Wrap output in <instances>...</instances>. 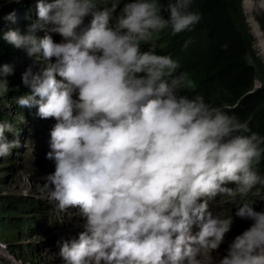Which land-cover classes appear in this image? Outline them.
Here are the masks:
<instances>
[{"label":"rangeland","instance_id":"obj_1","mask_svg":"<svg viewBox=\"0 0 264 264\" xmlns=\"http://www.w3.org/2000/svg\"><path fill=\"white\" fill-rule=\"evenodd\" d=\"M117 1L115 25L97 33L95 50L79 59L66 45L69 27L77 17L100 16L107 0H0V243L14 255L0 253V264L95 263L54 247L63 238L60 222L91 219H81L87 178L75 172L34 177L20 167L24 143L45 117L39 103H48L51 93L83 97L108 124L130 126L127 144L104 170L128 162L146 166L164 155L177 159L175 165L196 162L201 168L215 160L209 175L218 172L225 180L231 173L239 180L219 204L229 208L243 199L250 206L248 200H255L264 210V57L250 21L264 34V1L257 0L250 13L244 0H236V13L228 8L245 50L233 72L205 65L209 57L189 70L188 46L177 44L181 37L168 44L177 32L158 25L179 0ZM220 18V27L213 18L209 28L215 25L228 46L231 34L225 35L226 19ZM70 75L72 92L66 86ZM223 96L232 100L211 104ZM223 121L234 123L219 131ZM248 205L242 204L244 210ZM238 227L232 250L213 264L240 261L249 248L247 237L264 233V216L243 219Z\"/></svg>","mask_w":264,"mask_h":264},{"label":"trees","instance_id":"obj_2","mask_svg":"<svg viewBox=\"0 0 264 264\" xmlns=\"http://www.w3.org/2000/svg\"><path fill=\"white\" fill-rule=\"evenodd\" d=\"M237 5L236 0H179L166 8V12L169 13L170 18L167 21H160L161 25L158 26H161L162 29L177 32L170 39L168 38V44H173L171 39L181 37V40L177 44L183 47L185 45L188 46L189 53L185 57L189 61L187 63L189 70L198 68L195 65L205 61V59L207 60L208 57L210 59L208 58L209 61L205 65H210V67L223 66L230 70L231 68L236 69L243 64L245 50L242 49L243 45L237 39V29L234 27L228 8L231 7L236 13ZM182 11H184L183 15H181ZM162 12L164 13L165 10L163 9ZM220 16L226 19L227 26L225 24L222 26V30L224 28L226 30L225 35L228 37L231 34L228 38L230 42L228 46L224 44L225 42H223L221 34L217 30L213 31L215 25L211 29L209 28L211 22L214 23L212 21L213 18L217 20L216 25L218 27L221 26ZM231 71L233 72V70ZM225 86L226 88H230V81ZM231 100L230 97L223 96L220 100L217 99V101L211 104H228ZM233 123L223 121L221 125H217V129L220 131L228 125L231 126Z\"/></svg>","mask_w":264,"mask_h":264},{"label":"bare ground","instance_id":"obj_3","mask_svg":"<svg viewBox=\"0 0 264 264\" xmlns=\"http://www.w3.org/2000/svg\"><path fill=\"white\" fill-rule=\"evenodd\" d=\"M257 0H244V7L246 9V11H248L249 13L252 11L253 9V6L254 4L256 3ZM261 1H264V0H261ZM250 21H251V25H252V28L254 30V33L257 35V38H258V47L260 48L261 52H262V55L264 57V34L261 33L259 31V28L256 24V22L253 21L252 18H250ZM67 45V44H66ZM79 59H81L79 57ZM68 89V88H67ZM40 120V119H39ZM36 125V124H35ZM35 125L33 127V129L35 128ZM38 126V125H37ZM36 126V127H37ZM25 145V143H24ZM169 158V157H168ZM170 160V165L171 166H176V162H179L177 159L173 161V159ZM215 161V160H214ZM214 161H212L211 163H213L214 165ZM207 167V171L205 173V175H208V176H212V175H209L208 173L210 172L211 170V167ZM218 173V172H217ZM221 175V177H219ZM32 176H37V175H32ZM38 177V176H37ZM216 177V180H217V188L220 189L221 186H223L225 184V180L223 178V175L222 174H218L215 176ZM82 186V185H81ZM85 192V191H84ZM89 190H87V193L85 194L84 193V203H83V206L86 207V210L84 211V213L86 215H84L83 217H81V219H87L89 216V214L92 212V206H91V203L89 201ZM242 210L245 211L244 215L248 212V210H244V208L242 207ZM70 223V221L68 222ZM68 223H65V224H59L60 227H64L66 224ZM239 228V227H238ZM239 229H237L236 232H238ZM60 231V230H59ZM259 232V231H258ZM69 242H71L70 239H68ZM246 241H248L249 243V248H248V251L247 253L240 259V261H238L236 264H242L244 261H246V264H255L256 262H258L260 259H262L264 257V233H257V232H254L253 234H251L249 237H247ZM76 242V241H75ZM73 242V243H75ZM233 242L230 243V245H232ZM76 244V243H75ZM56 247V246H54ZM66 248L67 246L63 247L62 245L60 246L59 249H57L58 251H63L65 252L66 251ZM74 251V257H75V260L78 259L80 257V255L83 256V253L79 252L78 251V248L77 247H73L71 248V251H68V252H73ZM78 251V252H77ZM64 254V253H63ZM254 256V258L249 261V259H251V257ZM91 259H89L88 261H90ZM248 261V262H247ZM21 262V261H20ZM22 264V262L20 263ZM85 264V263H84ZM90 264H97V262L95 263H90Z\"/></svg>","mask_w":264,"mask_h":264}]
</instances>
